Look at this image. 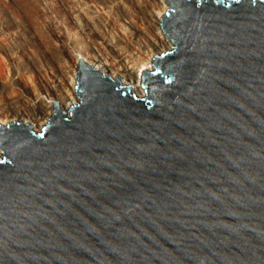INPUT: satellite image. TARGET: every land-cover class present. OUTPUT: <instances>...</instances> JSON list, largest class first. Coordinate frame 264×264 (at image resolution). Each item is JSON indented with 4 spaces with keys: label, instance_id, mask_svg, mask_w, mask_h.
I'll use <instances>...</instances> for the list:
<instances>
[{
    "label": "water",
    "instance_id": "1",
    "mask_svg": "<svg viewBox=\"0 0 264 264\" xmlns=\"http://www.w3.org/2000/svg\"><path fill=\"white\" fill-rule=\"evenodd\" d=\"M166 3L143 97L79 59L0 124V264H264V0Z\"/></svg>",
    "mask_w": 264,
    "mask_h": 264
},
{
    "label": "rangeland",
    "instance_id": "2",
    "mask_svg": "<svg viewBox=\"0 0 264 264\" xmlns=\"http://www.w3.org/2000/svg\"><path fill=\"white\" fill-rule=\"evenodd\" d=\"M48 1V2H47ZM56 3H54V2ZM110 1V2H109ZM132 1V0H131ZM130 0H0V110L10 113L11 109L22 110L29 109V101L33 99L30 89H41L42 86L50 83L59 86L62 81L63 74L70 69L73 59L68 54L69 51H75L78 43H88L100 48H106V52L110 53V39L116 46H122L121 41L131 43V40L139 39L144 41L147 36L141 34H133L135 30L129 27V24L123 20L129 21L132 2ZM58 2V3H57ZM87 2V3H86ZM95 4H93V3ZM104 7H103V3ZM125 2V3H124ZM129 2V3H128ZM63 3V5H62ZM84 3V4H83ZM89 3V4H88ZM102 3V4H101ZM109 3V4H108ZM111 3V4H110ZM71 4V6H69ZM113 4V5H112ZM2 5V6H1ZM17 5V6H16ZM23 5V6H22ZM129 5V6H128ZM29 6V8H28ZM49 6V7H48ZM52 6V7H51ZM59 6V7H58ZM62 6H64L62 8ZM66 6V7H65ZM75 6V8H74ZM78 6V7H77ZM85 6V8H83ZM95 6V7H94ZM102 8H100V7ZM12 7V9H11ZM16 7V8H15ZM43 7V8H42ZM77 7V8H76ZM92 7V8H91ZM141 7V6H140ZM144 10L147 5L142 3ZM18 8V9H17ZM81 8V9H80ZM96 8V9H95ZM99 8V9H98ZM121 10H120V9ZM26 9V10H25ZM35 9V10H34ZM65 11H64V10ZM90 11H89V10ZM111 9V11H110ZM125 9V10H124ZM5 10V11H4ZM17 10L20 12L18 13ZM57 12H56V11ZM88 10V11H87ZM94 10V11H93ZM4 11V12H2ZM33 11V12H32ZM43 11V12H42ZM22 12V13H21ZM47 12V13H46ZM67 12V14H66ZM76 14H75V13ZM78 12V13H77ZM99 12V13H98ZM103 12V14H102ZM5 13V14H4ZM45 13V15H43ZM80 13V14H79ZM125 13V14H124ZM27 14V15H26ZM29 14V15H28ZM35 14V15H34ZM59 14V15H58ZM84 14V15H83ZM116 14V15H115ZM38 15V16H37ZM76 15V16H75ZM102 15V16H101ZM126 15V16H124ZM37 16V17H36ZM49 18H48V17ZM71 16V17H69ZM73 16V18H72ZM80 16V17H79ZM106 16V17H105ZM45 18L48 20L42 19ZM68 17V18H66ZM123 17V18H122ZM125 17V18H124ZM31 18V21H30ZM70 18V20H69ZM75 18V19H74ZM27 19V20H26ZM33 19V20H32ZM37 19V20H36ZM41 19V20H40ZM51 19V22H50ZM62 19V20H61ZM123 23H121L122 21ZM26 22H25V21ZM44 20V21H43ZM59 20V21H57ZM73 20V21H72ZM77 20V21H75ZM110 20V21H109ZM132 25L143 29V25L138 19L131 18ZM68 21V22H67ZM72 21V22H71ZM101 21V22H100ZM106 21V22H105ZM136 21V22H135ZM4 22V23H3ZM29 22V23H28ZM42 22V23H41ZM44 22V23H43ZM46 22V23H45ZM48 22V23H47ZM67 22V23H66ZM81 22V23H80ZM88 22V23H87ZM116 22V23H115ZM27 23V24H26ZM58 23V24H56ZM74 23V24H73ZM109 23V24H108ZM112 23V24H111ZM118 23V24H117ZM29 24V25H28ZM32 24V25H31ZM43 24V25H42ZM62 24V25H61ZM65 24V25H64ZM73 24V25H71ZM79 24V25H77ZM88 24V25H87ZM117 24V25H116ZM121 24V26H120ZM127 26L128 32H125L124 26ZM140 24V25H139ZM49 25V26H48ZM53 27H52V26ZM76 25V27H75ZM83 25V26H82ZM131 25V26H132ZM48 26V27H47ZM57 26V27H56ZM59 26V27H58ZM80 26V27H78ZM93 30H91V27ZM122 30L119 31L120 28ZM123 26V28H122ZM28 27V28H27ZM32 30H30L31 28ZM35 27V28H34ZM56 27V28H55ZM88 27V28H87ZM90 27V29H89ZM108 29H107V28ZM115 27V28H114ZM55 28V29H54ZM81 28V29H80ZM85 28V29H82ZM96 28V29H95ZM104 28V29H103ZM117 28V29H116ZM80 29V31H79ZM89 29V30H88ZM107 29V30H106ZM133 29V30H132ZM8 30V31H7ZM11 30V31H10ZM17 31L15 33V31ZM23 30V31H22ZM36 32H35V31ZM59 30V31H58ZM73 30V31H72ZM76 30V31H75ZM102 30V31H100ZM110 30V31H109ZM115 31V33L113 32ZM118 30V31H117ZM21 31V32H20ZM33 31V32H31ZM48 31V32H47ZM57 31V32H56ZM72 31V32H71ZM91 31V32H90ZM117 31V32H116ZM134 31V32H133ZM138 33L140 32L137 29ZM145 29L140 32L143 33ZM35 32V33H34ZM52 32V33H51ZM55 32L57 34H55ZM61 32V33H60ZM97 32V33H96ZM107 32V34H106ZM113 32V33H111ZM124 32V33H123ZM147 32V31H146ZM13 33V34H12ZM15 33V34H14ZM39 33V34H38ZM74 33V34H73ZM88 33V34H87ZM122 33V34H121ZM136 33V32H135ZM148 33V32H147ZM31 34V35H30ZM41 34V35H40ZM70 34V35H69ZM81 34V35H80ZM98 34V35H97ZM110 34V36H108ZM10 37H9V36ZM133 35V36H132ZM140 35V37H139ZM149 35V34H147ZM40 38H38V37ZM85 36V37H84ZM108 36V37H107ZM117 36V37H116ZM137 36V37H135ZM4 37V38H3ZM5 37H7L5 39ZM34 37H37L34 39ZM43 37V38H42ZM56 37V38H55ZM75 37V39H74ZM81 37V38H80ZM106 37V38H105ZM111 37V38H110ZM139 37V38H138ZM54 38V40H53ZM80 38V39H79ZM85 38V40H84ZM110 38V39H109ZM117 38V39H116ZM120 38V39H119ZM122 38V39H121ZM132 38V39H131ZM9 39V40H8ZM58 41H57V40ZM83 39V40H82ZM104 41H102V40ZM128 39V40H127ZM143 39V40H142ZM8 40V41H7ZM53 40V41H52ZM56 40V41H55ZM61 40V41H60ZM100 40V41H99ZM5 41V42H4ZM10 41V42H9ZM99 41V43H98ZM120 41V42H119ZM124 41V40H123ZM37 44H36V43ZM40 42V43H39ZM73 42H76L75 44ZM54 43V44H53ZM58 43V44H57ZM61 43V44H60ZM104 43V44H103ZM14 44V45H13ZM39 44V45H38ZM41 44L43 45L41 47ZM57 44V45H55ZM60 44V45H59ZM67 44V45H66ZM5 45V47H4ZM63 45V46H62ZM103 45V46H102ZM3 46V47H2ZM35 46V47H34ZM67 46V47H66ZM134 46V45H133ZM34 47V48H33ZM46 47V48H45ZM48 47V48H47ZM56 47V48H55ZM62 47V48H61ZM64 47V48H63ZM74 47V48H73ZM41 48V49H40ZM45 48V49H44ZM6 49V50H5ZM17 49V50H16ZM35 49V50H34ZM44 49V50H43ZM72 49V50H71ZM31 50V51H29ZM48 50V51H47ZM61 50V51H60ZM15 51V52H14ZM38 51V52H37ZM68 53H67V52ZM5 52V53H4ZM46 52V53H45ZM15 53V54H14ZM30 53V54H29ZM49 53V54H48ZM67 53V54H65ZM12 54V55H11ZM53 56H52V55ZM64 56H63V55ZM14 55V56H13ZM49 55V56H48ZM10 56V57H9ZM12 56V57H11ZM39 56V57H38ZM67 56V57H66ZM34 57V58H33ZM66 57V59H65ZM20 58V59H19ZM27 58V59H26ZM32 62H30V60ZM51 58V59H50ZM64 58V59H63ZM68 58V59H67ZM49 59V60H48ZM51 60V61H50ZM68 60V62L66 61ZM22 61V62H21ZM53 61V62H52ZM65 61V62H64ZM4 62V63H3ZM29 62V63H28ZM62 62V63H61ZM3 63V64H2ZM15 63V64H14ZM49 63V64H48ZM61 64V65H60ZM7 67H6V66ZM29 65V66H28ZM31 65V66H30ZM54 65V67H53ZM69 65V66H68ZM7 74L5 73V67ZM52 66V67H51ZM28 67V68H27ZM33 67V68H32ZM40 67V68H39ZM17 68V70H15ZM35 70L39 71H35ZM43 68V69H42ZM67 68V69H66ZM26 69V70H25ZM59 69V70H58ZM152 69V68H151ZM31 70V71H30ZM46 70V71H45ZM51 72H49V71ZM56 70V71H55ZM66 70V71H65ZM19 71V72H18ZM45 71V72H44ZM55 73H54V72ZM23 72V73H22ZM27 72V73H26ZM29 72H34V77ZM42 72L41 76L40 73ZM25 73V74H24ZM31 73V74H32ZM62 73V74H61ZM17 74V75H15ZM24 74V75H23ZM29 74V76H27ZM32 74V75H33ZM38 74V75H37ZM49 74V75H48ZM54 74V75H53ZM60 74V75H59ZM47 77H46V76ZM51 75V76H50ZM31 76V77H30ZM39 76V78H38ZM49 76V77H48ZM58 76V77H57ZM12 77V78H11ZM25 77V78H23ZM44 77V80L41 78ZM52 77V78H51ZM55 77V78H53ZM62 77V78H61ZM8 78V79H7ZM21 78V79H20ZM30 78V82H26ZM46 78V79H45ZM51 78V79H50ZM6 81H4V80ZM7 79V80H6ZM41 79V80H38ZM55 79V80H54ZM57 79V80H56ZM36 80V81H35ZM53 80V81H52ZM61 80V81H60ZM12 81V82H11ZM22 81V82H21ZM34 81V83H33ZM39 81V82H38ZM43 81V82H42ZM45 81V82H44ZM60 81V82H59ZM48 82V83H47ZM9 83V84H8ZM11 84V85H10ZM22 84V85H21ZM24 84V85H23ZM28 84V85H27ZM37 84V85H36ZM16 86V87H15ZM35 86V87H34ZM26 88V89H25ZM10 90V91H9ZM12 90V91H11ZM16 91V92H15ZM13 92V93H12ZM23 92V93H22ZM2 93L4 95H2ZM16 93V94H15ZM28 93V94H27ZM18 94V95H17ZM30 94V95H29ZM7 96L9 98H7ZM16 96V97H15ZM26 96V97H25ZM2 97V98H1ZM7 98V99H6ZM30 98V99H29ZM4 101H3V100ZM20 99V101H19ZM27 99V100H26ZM79 99V98H78ZM2 100V101H1ZM8 100V101H7ZM23 100V101H22ZM6 101V102H5ZM26 101V102H25ZM9 102V103H8ZM7 103V104H6ZM28 107H26L25 105ZM15 105V106H14ZM8 106V107H7ZM10 106V107H9ZM23 106V107H22ZM5 109H4V108ZM3 108V109H2ZM7 108H9L7 110ZM11 108V109H10ZM18 108V109H19ZM8 111V112H7ZM7 125V124H6ZM35 131V129L33 128ZM39 132V131H36ZM2 155V154H1Z\"/></svg>",
    "mask_w": 264,
    "mask_h": 264
},
{
    "label": "bare ground",
    "instance_id": "3",
    "mask_svg": "<svg viewBox=\"0 0 264 264\" xmlns=\"http://www.w3.org/2000/svg\"><path fill=\"white\" fill-rule=\"evenodd\" d=\"M6 1V0H5ZM14 1V0H13ZM51 3V0H49ZM57 1V0H56ZM81 1V0H79ZM90 1V0H88ZM93 1V0H92ZM104 1V0H103ZM117 1V0H116ZM131 1V0H130ZM133 1V0H132ZM131 1V2H132ZM223 1H227V0H223ZM48 2V1H47ZM54 2V1H53ZM110 2V1H109ZM56 3V2H54ZM58 3V2H57ZM87 3V2H86ZM93 3V2H92ZM103 3V2H102ZM101 3V4H102ZM125 3V2H124ZM129 3V2H128ZM142 3H145L147 5V10H144V7H142ZM84 4V3H83ZM89 4V3H88ZM94 4V3H93ZM109 4V3H108ZM111 4V3H110ZM63 5V3H62ZM95 5V4H94ZM113 5V4H112ZM2 6V5H1ZM17 6V5H16ZM23 6V5H22ZM71 6V4L69 5ZM129 6V5H128ZM141 6V7H140ZM49 7V6H48ZM52 7V6H51ZM59 7V6H58ZM64 6H62L63 8ZM66 7V6H65ZM78 7V6H77ZM76 7V8H77ZM95 7V6H94ZM100 7V6H99ZM102 7V6H101ZM100 7V8H101ZM103 7H104V3H103ZM102 7V8H103ZM131 7V13H130V17H129V21H124V23L126 22V24H131L132 22L134 23L133 20H130L131 18H134V20L137 18L138 21H140L142 23V25L144 26L143 29L139 28V27H134L133 25L129 26L131 28H133L135 30V32L133 33L135 34H141L142 36H147V39L145 38L144 41H141L139 39L140 35H139V39H132L130 44L128 42H126L124 39L125 37H123V40L121 41V45L122 46H116L114 45V42H112V38L110 39V43L106 44V47L109 46L110 49V53H107L105 50L106 48H100L97 47L96 45L93 46L89 43H91L90 41H88V43H78L77 45V49L75 51H69L70 53H67L71 56V58L73 59V64L71 65L70 69L66 72L65 76L63 74V78L62 81L59 83V86L57 85H52L50 83L46 84L45 86H42L41 89H30V92L32 94L33 99L31 101H29V109H25L22 110L17 108L12 110L10 113H6L5 110H0V124L1 125H6L7 123L11 124L15 121L22 123L23 125H27L30 124L35 131H41L42 128L44 127V125H46V123L48 122L49 118L52 116L54 108H53V103L52 100H56L59 103V106L62 110L69 112L70 107L71 106H75L78 102L79 99L77 97V95L75 94V88H76V81H77V70H76V66L77 63L79 61V59H82L86 64H88L89 66L95 68V69H100L105 75L111 77L112 79L115 78L116 75H118L120 78H122V84L125 85H131L133 86L131 88L132 93H134L137 97H143L145 95V90L144 88L141 86V72L144 69L150 70L152 68V58L160 55L161 53L165 52V51H169L172 49V41L164 34V32L161 30V17L165 14V12L167 11V5L165 4L164 0H135L134 2H132V6H129V8ZM16 8V7H15ZM29 8V6H28ZM43 8V7H42ZM75 8V6H74ZM85 8V6L83 7ZM92 8V7H91ZM101 8V9H102ZM12 9V7H11ZM18 9V8H17ZM81 9V8H80ZM96 9V8H95ZM99 9V8H98ZM120 9V8H119ZM122 9V8H121ZM120 9V10H121ZM26 10V9H25ZM35 10V9H34ZM64 10V9H63ZM89 10V9H88ZM87 10V11H88ZM125 10V9H124ZM5 11V10H4ZM2 11V12H4ZM56 11V10H55ZM65 11V10H64ZM90 11V10H89ZM94 11V10H93ZM111 11V9H110ZM18 13H20L17 10ZM33 12V11H32ZM43 12V11H42ZM57 12V11H56ZM22 13V12H21ZM47 13V12H46ZM75 13V12H74ZM78 13V12H77ZM99 13V12H98ZM5 14V13H4ZM67 14V12H66ZM76 14V13H75ZM80 14V13H79ZM103 14V12H102ZM125 14V13H124ZM27 15V14H26ZM29 15V14H28ZM35 15V14H34ZM43 15H45V13H43ZM47 15V14H46ZM45 15V16H46ZM59 15V14H58ZM84 15V14H83ZM104 15V14H103ZM116 15V14H115ZM38 16V15H37ZM36 16V17H37ZM76 16V15H75ZM102 16V15H101ZM126 16V15H124ZM48 17V16H47ZM71 17V16H69ZM80 17V16H79ZM106 17V16H105ZM49 18V17H48ZM68 18V17H66ZM73 18V16H72ZM123 18V17H122ZM125 18V17H124ZM42 19L45 20V18L42 17ZM75 19V18H74ZM27 20V19H26ZM33 20V19H32ZM37 20V19H36ZM41 20V19H40ZM43 20V21H44ZM48 20V19H46ZM45 20V21H46ZM62 20V19H61ZM70 20V18H69ZM120 20V19H119ZM25 21V20H24ZM31 21V18H30ZM49 21V20H48ZM59 21V20H57ZM73 21V20H72ZM71 21V22H72ZM77 21V20H75ZM110 21V20H109ZM122 21V20H120ZM123 21L121 23H123ZM26 22V21H25ZM51 22V19H50ZM68 22V21H67ZM66 22V23H67ZM101 22V21H100ZM106 22V21H105ZM136 22V21H135ZM4 23V22H3ZM29 23V22H28ZM42 23V22H41ZM44 23V22H43ZM46 23V22H45ZM48 23V22H47ZM81 23V22H80ZM88 23V22H87ZM116 23V22H115ZM27 24V23H26ZM58 24V23H56ZM74 24V23H73ZM71 24V25H73ZM109 24V23H108ZM112 24V23H111ZM118 24V23H117ZM116 24V25H117ZM29 25V24H28ZM32 25V24H31ZM43 25V24H42ZM59 25V24H58ZM62 25V24H61ZM65 25V24H64ZM79 25V24H77ZM88 25V24H87ZM140 25V24H139ZM49 26V25H48ZM47 26V27H48ZM52 26V25H51ZM83 26V25H82ZM121 26V24H120ZM124 26V24H123ZM122 26V28H123ZM128 26V25H127ZM127 26H124V30L125 32H128V28H126ZM53 27V26H52ZM57 27V26H56ZM55 27V28H56ZM59 27V26H58ZM76 27V25H75ZM80 27V26H78ZM91 27V26H90ZM89 27V29H90ZM119 27V26H117ZM28 28V27H27ZM31 28V27H30ZM35 28V27H34ZM54 28V29H55ZM88 28V27H87ZM107 28V27H106ZM115 28V27H114ZM120 28V27H119ZM81 29V28H80ZM79 29V31H80ZM85 29V28H82ZM88 29V30H89ZM96 29V28H95ZM104 29V28H103ZM108 29V28H107ZM106 29V30H107ZM117 29V28H116ZM132 29V30H133ZM137 29L142 32L144 29L145 31L143 33H138ZM32 30V28L30 29ZM91 30L92 27H91ZM121 28H120V32H121ZM8 31V30H7ZM11 31V30H10ZM15 31V30H13ZM23 31V30H22ZM35 31V30H34ZM59 31V30H58ZM73 31V30H72ZM71 31V32H72ZM76 31V30H75ZM102 31V30H100ZM110 31V30H109ZM118 31V30H117ZM116 31V32H117ZM148 33H147V32ZM1 32V31H0ZM17 31H15L16 33ZM21 32V31H20ZM33 32V31H31ZM36 32V31H35ZM34 32V33H35ZM48 32V31H47ZM57 32V31H56ZM55 32V34H57ZM91 32V31H90ZM113 32L115 33V31L113 30ZM111 32V33H113ZM131 32V29L130 31ZM128 32V33H129ZM14 33V34H15ZM52 33V32H51ZM61 33V32H60ZM97 33V32H96ZM113 33V34H114ZM124 33V32H123ZM13 34V33H12ZM39 34V33H38ZM74 34V33H73ZM88 34V33H87ZM107 34V32H106ZM122 34V33H121ZM149 34V35H147ZM31 35V34H30ZM41 35V34H40ZM70 35V34H69ZM81 35V34H80ZM98 35V34H97ZM9 36V35H8ZM110 36V34L108 35ZM107 36V37H108ZM133 36V35H132ZM10 37V36H9ZM38 37V36H37ZM37 37H34L37 38ZM85 37V36H84ZM117 37V36H116ZM137 37V36H135ZM1 38V37H0ZM4 38V37H3ZM7 37H5L6 39ZM40 38V37H38ZM43 38V37H42ZM56 38V37H55ZM81 38V37H80ZM79 38V39H80ZM106 38V37H105ZM2 39V38H1ZM75 39V37H74ZM117 39V38H116ZM120 39V38H119ZM122 39V38H121ZM4 40V39H2ZM9 40V39H8ZM7 40V41H8ZM54 40V38H53ZM52 40V41H53ZM57 40V39H56ZM55 40V41H56ZM83 40V39H82ZM85 40V38H84ZM102 40V39H100ZM99 40V41H100ZM128 40V39H127ZM143 40V39H142ZM1 41V40H0ZM58 41V40H57ZM61 41V40H60ZM98 41V43H99ZM104 41V40H102ZM5 42V41H4ZM10 42V41H9ZM120 42V41H119ZM36 43V42H35ZM40 43V42H39ZM74 44L76 42H73ZM37 44V43H36ZM54 44V43H53ZM58 44V43H57ZM55 44V45H57ZM61 44V43H60ZM59 44V45H60ZM104 44V43H103ZM14 45V44H13ZM39 45V44H38ZM67 45V44H66ZM134 45V46H133ZM43 45L41 44V47ZM63 46V45H62ZM103 46V45H102ZM3 47V46H2ZM5 47V45H4ZM7 47V46H6ZM5 47V48H6ZM35 47V46H34ZM33 47V48H34ZM67 47V46H66ZM46 48V47H45ZM44 48V49H45ZM48 48V47H47ZM56 48V47H55ZM62 48V47H61ZM64 48V47H63ZM74 48V47H73ZM2 49V48H1ZM0 49V50H1ZM41 49V48H40ZM43 49V50H44ZM6 50V49H5ZM17 50V49H16ZM35 50V49H34ZM72 50V49H71ZM31 51V50H29ZM48 51V50H47ZM61 51V50H60ZM15 52V51H14ZM38 52V51H37ZM5 53V52H4ZM46 53V52H45ZM65 53V54H67ZM15 54V53H14ZM30 54V53H29ZM49 54V53H48ZM12 55V54H11ZM52 55V54H51ZM63 55V54H62ZM14 56V55H13ZM49 56V55H48ZM53 56V55H52ZM64 56V55H63ZM1 59H3V56ZM10 57V56H9ZM12 57V56H11ZM39 57V56H38ZM67 57V56H66ZM65 57V59H66ZM34 58V57H33ZM20 59V58H19ZM27 59V58H26ZM29 59V58H28ZM51 59V58H50ZM64 59V58H63ZM68 59V58H67ZM4 60V59H3ZM30 60V59H29ZM49 60V59H48ZM51 61V60H50ZM68 62V60H66ZM22 62V61H21ZM31 62V60H30ZM53 62V61H52ZM65 62V61H64ZM4 63V62H3ZM2 63V64H3ZM29 63V62H28ZM62 63V62H61ZM69 63V62H68ZM15 64V63H14ZM32 64V62H31ZM49 64V63H48ZM61 65V64H60ZM6 66V65H5ZM4 66V67H5ZM29 66V65H28ZM31 66V65H30ZM69 66V65H68ZM7 67V66H6ZM5 67V73L7 72V68ZM52 67V66H51ZM54 67V65H53ZM28 68V67H27ZM33 68V67H32ZM40 68V67H39ZM43 69V68H42ZM67 69V68H66ZM1 70V69H0ZM17 70V68L15 69ZM26 70V69H25ZM59 70V69H58ZM31 71V70H30ZM37 71L34 68V72ZM41 71V70H39ZM37 71V72H39ZM46 71V70H45ZM44 71V72H45ZM49 71V70H48ZM52 71V70H51ZM49 71V72H51ZM56 71V70H55ZM66 71V70H65ZM19 72V71H18ZM33 72V73H34ZM54 72V71H53ZM23 73V72H22ZM27 73V72H26ZM30 75L32 76V78L34 77V74L32 72H29ZM33 75H32V74ZM55 73V72H54ZM7 74V73H6ZM25 74V73H24ZM23 74V75H24ZM42 72L40 73L41 76ZM62 74V73H61ZM17 75V74H15ZM38 75V74H37ZM49 75V74H48ZM54 75V74H53ZM60 75V74H59ZM29 76V74L27 75ZM30 76V77H31ZM46 76V75H45ZM51 76V75H50ZM47 77V76H46ZM49 77V76H48ZM58 77V76H57ZM12 78V77H11ZM25 78V77H23ZM35 78V77H34ZM39 78V76H38ZM44 80V77H41ZM52 78V77H51ZM50 78V79H51ZM55 78V77H53ZM8 79V78H7ZM6 79V80H7ZM21 79V78H20ZM46 79V78H45ZM2 80V79H0ZM4 80V79H3ZM41 80V79H38ZM55 80V79H54ZM57 80V79H56ZM5 81V80H4ZM30 82V78L27 79L26 82ZM36 81V80H35ZM53 81V80H52ZM6 82V81H5ZM12 82V81H11ZM22 82V81H21ZM39 82V81H38ZM43 82V81H42ZM45 82V81H44ZM34 83V81H33ZM9 84V83H8ZM31 84V82H30ZM11 85V84H10ZM22 85V84H21ZM24 85V84H23ZM28 85V84H27ZM37 85V84H36ZM16 87V86H15ZM35 87V86H34ZM26 89V88H25ZM10 91V90H9ZM12 91V90H11ZM16 92V91H15ZM13 93V92H12ZM23 93V92H22ZM16 94V93H15ZM28 94V93H27ZM2 95H4L2 93ZM18 95V94H17ZM30 95V94H29ZM16 97V96H15ZM26 97V96H25ZM2 98V97H1ZM7 98H9L7 96ZM6 98V99H7ZM30 99V98H29ZM3 100V99H2ZM1 100V101H2ZM5 100V99H4ZM3 100V101H4ZM27 100V99H26ZM8 101V100H7ZM20 101V99H19ZM23 101V100H22ZM6 102V101H5ZM26 102V101H25ZM9 103V102H8ZM7 104V103H6ZM25 105V104H24ZM15 106V105H14ZM26 106V105H25ZM8 107V106H7ZM10 107V106H9ZM23 107V106H22ZM27 107V106H26ZM27 107V108H28ZM4 108V107H3ZM2 108V109H3ZM5 109V108H4ZM9 108H7L8 110ZM8 112V111H7ZM1 150H0V156H1Z\"/></svg>",
    "mask_w": 264,
    "mask_h": 264
},
{
    "label": "built area",
    "instance_id": "4",
    "mask_svg": "<svg viewBox=\"0 0 264 264\" xmlns=\"http://www.w3.org/2000/svg\"><path fill=\"white\" fill-rule=\"evenodd\" d=\"M164 2H165V4L167 5V11L166 12H168L169 11V6H168V4L166 3V0H164ZM165 12V13H166ZM160 26H161V30L163 31V28H162V20H161V23H160ZM164 32V31H163ZM165 34V33H164Z\"/></svg>",
    "mask_w": 264,
    "mask_h": 264
}]
</instances>
